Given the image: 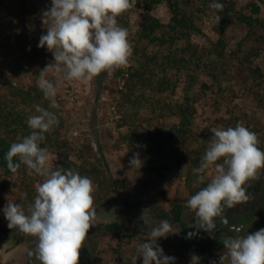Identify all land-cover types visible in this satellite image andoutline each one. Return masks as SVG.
I'll list each match as a JSON object with an SVG mask.
<instances>
[{
    "label": "rangeland",
    "instance_id": "374dc122",
    "mask_svg": "<svg viewBox=\"0 0 264 264\" xmlns=\"http://www.w3.org/2000/svg\"><path fill=\"white\" fill-rule=\"evenodd\" d=\"M235 1L238 7L248 2L258 3L260 16L264 17V0ZM51 3L52 0H0V79L5 78L13 85L24 87L38 85L39 71L54 62L53 54L46 46L38 47L40 37L46 34V27L49 26L43 12L50 9ZM155 15L161 22L166 23L169 20V13L164 4L157 6ZM138 20V10H135L129 15L128 26L123 27L128 31L132 47ZM199 26L202 36L192 37L191 42L200 45L217 38L211 31L212 20L206 14L199 18ZM243 35L241 28L228 31L224 36L227 48L236 50ZM253 44L252 41H246L243 49H248ZM147 49L154 51L151 47ZM254 62L263 74L259 84L251 87L238 84L230 86L225 98L219 100L218 106L213 104V96L210 93H205L200 98L195 115L196 129L200 134L207 132L210 139L214 135L211 129H226L241 123L257 133L259 147L264 150V46ZM115 72H104L87 86L74 81H63L56 96L59 108L54 109L56 114L61 116L60 131L71 146L72 157L94 165L101 174L100 185L93 182L96 219L81 249L79 264H111L113 260L123 261L135 254L137 245L147 242L145 238L151 229L162 221L152 218L153 213H164L169 210L175 199L186 200L188 197L181 176L173 174L165 181H158L141 175L136 166L131 168L129 161L138 149L130 148L125 143L123 134L126 127L118 126L122 112L118 107L117 90L121 88L123 80L114 78ZM47 78L55 83L62 80V74L52 71ZM201 79L206 80L205 77ZM181 85L173 95L174 100L181 98ZM142 116L146 117V114L143 112ZM174 121L172 117L166 119L167 124ZM60 151H63V148H60ZM49 153L53 167L58 165L60 154ZM214 174V169L206 172L209 182ZM43 179L35 176L32 184L34 191ZM116 179L121 180L125 188L114 190L112 181ZM256 180H251L248 184ZM259 180H262L260 191L249 192L250 199L246 203L225 210L227 225L221 224L217 218V229L214 233L220 227L225 231L210 241L206 239L212 234L195 227L182 229L177 223L168 220L178 233L158 239L157 243L163 248L164 254L175 257V264H190L191 254L200 257V264H212L213 261L219 264L221 255L226 257L223 264H230L221 238L252 234L264 228V169L259 173ZM20 183L19 177H0V264H26V252L34 249L36 244L34 237L26 236L17 229H10L3 211L8 201L21 204L17 201L21 193ZM143 210L150 217L147 232L130 243L126 240L124 251L129 252L127 256L115 251L117 242L112 235L94 229L98 224L116 221L126 233H131L140 225ZM193 216L185 204L183 220L190 221ZM240 226H243L241 232L232 230ZM190 232L196 235L187 238ZM33 264L39 262L35 261Z\"/></svg>",
    "mask_w": 264,
    "mask_h": 264
},
{
    "label": "trees",
    "instance_id": "16d2710c",
    "mask_svg": "<svg viewBox=\"0 0 264 264\" xmlns=\"http://www.w3.org/2000/svg\"><path fill=\"white\" fill-rule=\"evenodd\" d=\"M213 2L223 4V11L210 8ZM160 4H164L169 13L166 23L155 15ZM135 10H138L139 20L133 37L130 66L118 69L114 74V78L123 80L117 90L118 107L122 112L118 126L126 127L123 134L125 143L138 149L142 166L136 168L141 175L165 181L169 175L177 174L183 179L187 199H175L168 211L153 213L152 218L171 220L186 229L195 223V217L190 221L183 220L184 205L209 182L206 178L204 183H198L193 173V169L200 166L210 141L207 132L200 134L196 129V105L205 93H210L213 104L218 106L230 86L251 87L261 82L263 74L254 61L264 46V17L260 16V6L256 2L238 7L235 0H134L133 8L117 18L118 25L127 27L129 15ZM203 14L211 18V31L217 38L197 45L191 42V38L202 36L199 18ZM216 15H220L219 23ZM234 28H241L244 32L236 50L227 48L224 37ZM246 41L254 44L243 49ZM147 47L154 48V51ZM180 85L181 98L174 100L173 95ZM37 104L56 114L38 85L24 87L13 85L8 79H0V177L21 179L19 192L27 193V197L22 198L20 193L17 201L26 209L34 202L36 191L32 184L36 174L29 175L25 165L12 173L7 168L5 156L12 143L31 133L27 118L37 114L34 108ZM143 112L146 117L142 116ZM56 116L58 124L45 133V139L40 142V147L60 154V162L53 168L75 170L100 185L101 174L97 167L72 157L71 146L60 131L61 116ZM169 117L175 119L171 124L166 123ZM16 162L19 161L14 158ZM204 175L206 177V173ZM112 187L118 191L125 185L116 179L112 181ZM246 187L247 193L260 191L262 180L253 181ZM94 229L112 235L117 242L115 251L127 256L129 252L124 251L125 244L146 234L147 224L141 221L131 233H126L116 221L98 224ZM224 231L220 227L206 241ZM29 251L25 254L26 264H33L36 260H30ZM135 255L137 252L123 261L113 260L111 264H131ZM136 264H142V257Z\"/></svg>",
    "mask_w": 264,
    "mask_h": 264
},
{
    "label": "clouds",
    "instance_id": "9594fccd",
    "mask_svg": "<svg viewBox=\"0 0 264 264\" xmlns=\"http://www.w3.org/2000/svg\"><path fill=\"white\" fill-rule=\"evenodd\" d=\"M134 6V0H52L50 9L43 12L49 26L38 47H47L54 62L39 71L38 87L50 108H59L56 96L63 81H74L87 86L104 72L112 73L130 66L133 47L127 29L120 27L117 18ZM210 8L223 11L224 5L213 2ZM217 23L220 15L215 17ZM62 74V80L53 83L49 72ZM37 114L27 118L31 133L19 142L12 143L6 153L7 168L16 173L21 165L29 175L43 177L36 185L34 202L25 209L21 204L8 201L3 211L10 229L36 239L33 250L27 255L39 264H79L80 252L96 219L95 186L86 175L72 169L53 168L47 148L40 147L44 134L58 124L55 113L37 104ZM214 134L201 158L200 166L193 169L198 183H204L205 173L214 169L206 187L192 195L186 207L194 213L195 227L209 234L217 229L216 220L227 225L225 209L246 203L250 197L247 184L259 179L264 169V150L259 147L257 133L241 123L235 127L213 128ZM14 158L19 162L14 163ZM132 167L142 166L139 153L129 161ZM22 198L27 193H21ZM140 220L150 222L142 211ZM239 233L243 226L232 229ZM178 233L168 220L153 227L145 240L137 245V255L131 258L136 264H175V257L167 256L157 243L159 238ZM196 233H188L192 238ZM230 264H264V228L255 233L222 237ZM144 240V241H145ZM226 257L220 256L219 264ZM190 264H200V257L191 254ZM212 264H216L215 261Z\"/></svg>",
    "mask_w": 264,
    "mask_h": 264
}]
</instances>
